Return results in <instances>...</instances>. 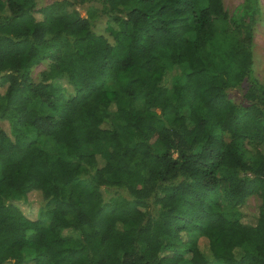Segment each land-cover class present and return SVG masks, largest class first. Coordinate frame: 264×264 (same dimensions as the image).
Here are the masks:
<instances>
[{
	"label": "trees",
	"instance_id": "16d2710c",
	"mask_svg": "<svg viewBox=\"0 0 264 264\" xmlns=\"http://www.w3.org/2000/svg\"><path fill=\"white\" fill-rule=\"evenodd\" d=\"M236 22L221 0H0V264H264V86ZM250 196L252 223L225 216Z\"/></svg>",
	"mask_w": 264,
	"mask_h": 264
},
{
	"label": "rangeland",
	"instance_id": "374dc122",
	"mask_svg": "<svg viewBox=\"0 0 264 264\" xmlns=\"http://www.w3.org/2000/svg\"><path fill=\"white\" fill-rule=\"evenodd\" d=\"M57 0H34L35 8L38 9L44 5L50 4ZM222 5L226 13L229 17L234 18L239 26V31L246 32L250 29L251 34V53H252V69L253 74L259 80V82L264 86V0H257L258 4V11L255 13H251V17L248 11L245 12L246 8V0H221ZM90 7H97L95 3H84L80 6H58L57 9L62 11L66 10L69 11L75 8L81 16L86 15V9ZM105 26V17L102 15H98L97 18L93 22V30L103 35L108 41H111V38L108 34L104 31ZM45 62L37 63L31 70V77L32 80L35 81L37 78L38 73L45 68ZM170 75H166L162 80L163 84L168 86L169 85V78ZM108 86H113L111 82L108 83ZM240 96L239 90H231L229 91L230 99L237 101ZM31 108L38 109L40 108L42 112H47L48 109L36 102L32 103ZM1 124V123H0ZM52 139L47 137L39 138L37 145L41 147L50 148L52 147ZM96 148L93 144L84 145L85 152H91ZM253 150V147L247 146V154L246 157L248 159L249 152ZM29 199L27 202H23L20 205L21 210L26 213L27 215H33L36 206L40 200L39 195L36 192H32L29 194ZM259 198L256 196H250L246 199L245 203L241 205L238 210L233 207L231 202H229L225 198L220 199V204L222 210L226 217L229 219H233L238 215L240 212L241 220L247 221L252 223L257 215V207L259 205ZM162 243L166 246H171L177 249H181L182 244L177 239L172 240H162ZM182 264H188L184 262Z\"/></svg>",
	"mask_w": 264,
	"mask_h": 264
}]
</instances>
